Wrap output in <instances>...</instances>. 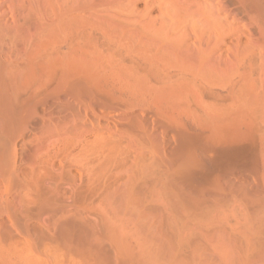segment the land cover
Listing matches in <instances>:
<instances>
[{
  "label": "rangeland",
  "instance_id": "obj_1",
  "mask_svg": "<svg viewBox=\"0 0 264 264\" xmlns=\"http://www.w3.org/2000/svg\"><path fill=\"white\" fill-rule=\"evenodd\" d=\"M0 264H264V0H0Z\"/></svg>",
  "mask_w": 264,
  "mask_h": 264
},
{
  "label": "bare ground",
  "instance_id": "obj_2",
  "mask_svg": "<svg viewBox=\"0 0 264 264\" xmlns=\"http://www.w3.org/2000/svg\"><path fill=\"white\" fill-rule=\"evenodd\" d=\"M260 8H262V7H260ZM203 10H205V8L203 9ZM261 10V9H260ZM206 11H207V9H206ZM205 14H207L206 12H205ZM201 15H203V13L201 14ZM206 16V15H205ZM204 15H203V17H205ZM261 22V21H260ZM262 25V24H261ZM260 25V26H261ZM219 29V28H218ZM263 29V28H262ZM215 30L216 31H218L216 28H215ZM79 46H80V44H79ZM80 50V49H79ZM82 51V50H81ZM80 54H81V52H80ZM189 80V79H188ZM184 81V80H183ZM182 81V82H183ZM187 81V80H186ZM190 81H193L192 79L190 80ZM188 83V82H187ZM191 84V83H190ZM181 85V84H180ZM183 85H185V84H183ZM183 87V86H182ZM186 87V86H185ZM191 88V87H190ZM198 89V88H197ZM193 90V89H192ZM199 90H201V89H199ZM204 91V90H203ZM202 91V92H203ZM209 92V91H208ZM204 93V92H203ZM200 94V93H199ZM205 94H207V93H205ZM212 94V93H211ZM210 94V95H211ZM201 95V94H200ZM200 95H199V97H200ZM198 96V95H197ZM206 96V95H205ZM216 97L218 96V95H215ZM212 97V96H211ZM204 100V96H202V98L200 97V100H198V101H201V100ZM204 102V101H203ZM203 103H201V105H202ZM205 105L206 104H204V109H208L207 107H208V105H207V107L205 108ZM210 107V106H209ZM211 108V107H210ZM209 108V109H210ZM214 109V108H213ZM213 109H211V112L213 111ZM208 111V110H207ZM206 111V112H207ZM215 111V110H214ZM209 112V111H208ZM207 112V113H208ZM228 112V111H227ZM211 114V113H210ZM209 115V114H208ZM213 145V144H212ZM205 146V145H204ZM211 145H209V147H210ZM216 146V145H215ZM215 146H212V149H211V147L210 148H206V149H204L203 151H207L208 153H212V154H214V158H212V159H210V161L207 159V158H204V159H207V162H210L209 163V165L211 164V165H215V164H217V162L218 163H220V161H223L224 159H226V158H228V156L230 155V153H229V151L228 150H226V148H225V150H223V148H221V149H219L218 147H215ZM202 148V147H201ZM205 148V147H204ZM216 148H217V150H216ZM219 149V150H218ZM204 152V153H205ZM203 153V154H204ZM206 154V153H205ZM238 154H239V152H238ZM237 154V155H238ZM240 154H241V152H240ZM236 155V156H237ZM48 156V155H47ZM203 156V155H202ZM205 156V155H204ZM247 156V155H246ZM206 157V156H205ZM243 157V156H242ZM45 159H46V157H44ZM238 159H239V156H238ZM246 159V158H245ZM44 160V159H43ZM42 160V161H43ZM232 160V159H231ZM41 161V162H42ZM226 161V160H225ZM225 161H223V162H225ZM243 161V160H242ZM44 163H45V161H44ZM42 164V163H41ZM47 164H48V162H47ZM62 165H64V164H62ZM51 166V165H50ZM42 167H43V165H42ZM211 167H213V166H211ZM44 168H46V166H44ZM43 168V169H44ZM49 168V167H48ZM37 169V168H36ZM39 170V169H38ZM35 172V171H34ZM36 172H40V171H36ZM40 175H45V174H40ZM46 176V175H45Z\"/></svg>",
  "mask_w": 264,
  "mask_h": 264
}]
</instances>
